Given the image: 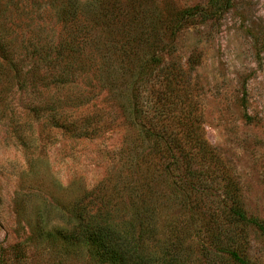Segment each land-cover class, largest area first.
I'll use <instances>...</instances> for the list:
<instances>
[{
	"label": "rangeland",
	"instance_id": "rangeland-1",
	"mask_svg": "<svg viewBox=\"0 0 264 264\" xmlns=\"http://www.w3.org/2000/svg\"><path fill=\"white\" fill-rule=\"evenodd\" d=\"M209 1L121 0L117 4L121 8L109 15L118 14V31L162 37L154 46L141 45L148 52L155 47L152 55L166 63V68L144 78L148 102L160 97V104H165L164 95H151L153 83L157 90V79L178 67L185 71L188 56H199L194 69L183 75L188 86L185 110L201 115L203 136L236 183L247 214L264 225V0H230L220 18L173 32L178 11L207 6ZM86 3L0 0V264H100L87 246L65 240L59 230L75 224L74 203L84 191L108 176L113 178L112 170L124 160L120 149L138 146L127 90L121 81L100 86L92 68L85 67L69 84L73 101L59 107L57 99L69 95L67 88L50 84L54 79L50 72L40 76L47 63H40L36 77L28 73L36 60L31 54L66 45L68 32L112 36L105 21L95 23L100 20L96 4L84 7ZM111 3L103 4L113 10ZM72 43L76 47L77 41ZM59 109L72 111L77 120L95 113L100 118L98 130L82 135L54 125ZM166 183L160 204H172L169 210L157 212L159 227L167 237L169 225L177 224L183 242L189 241L192 252H197L201 245L187 226L188 215ZM213 191L218 196L206 206L217 209L215 200L221 198V191ZM189 227L187 234L183 229ZM242 231L248 238L250 260L264 264V235L249 226Z\"/></svg>",
	"mask_w": 264,
	"mask_h": 264
},
{
	"label": "trees",
	"instance_id": "trees-1",
	"mask_svg": "<svg viewBox=\"0 0 264 264\" xmlns=\"http://www.w3.org/2000/svg\"><path fill=\"white\" fill-rule=\"evenodd\" d=\"M111 1L113 10H108L104 0H87L84 7L96 4L95 13L100 20L95 23L105 21L103 25L115 41L112 36H93L87 30L77 34L68 32L64 37L66 45L54 51L36 49L31 54L36 60L28 71L30 76L36 77L40 63H47L40 76L44 78L50 72L54 78L50 84L61 90L67 88V93L71 81L85 67L92 68L101 81L100 86L121 81L127 90L139 139L136 148L120 149L124 160L112 170L113 178L102 179L76 199L77 220L71 227L61 228L60 237L87 246L100 264H254L248 256V238L242 227L249 226L264 235V225L247 214L236 183L203 136L201 115L185 110L188 86L183 75L194 69L199 56L195 53L188 56L185 71L178 67L177 72L157 79V90L153 89V83L151 95H164L165 104H160V97L148 102L144 78L164 69L166 63L163 57L152 55L155 47L148 52L141 45L154 46L161 43L162 37L160 33L118 31V14L110 17L109 13L121 8L118 6L121 0ZM229 3L230 0H210L207 6L195 5L178 11L173 19V32L220 18ZM74 41L76 47L71 46ZM144 51L149 54L147 57L142 55ZM68 95L58 98L55 104L62 107L65 102L73 101ZM55 113L58 115L54 125L58 127L75 129L82 135L98 130L100 118L95 113H86L80 120L73 117L72 111L59 109ZM143 138L155 142H144ZM126 152L131 156L127 155L129 160L125 159ZM165 173L167 183L163 178ZM108 183L111 187L106 186ZM164 183L188 215L187 226L192 227L197 246L201 245L197 252H192L189 241L183 242L185 238L177 224L169 225L167 237L159 227L157 212L169 210L172 204L171 201L160 204ZM216 189L221 191V198L215 200L219 207L212 209L206 205L218 196L213 191ZM190 227L183 230L188 234Z\"/></svg>",
	"mask_w": 264,
	"mask_h": 264
}]
</instances>
